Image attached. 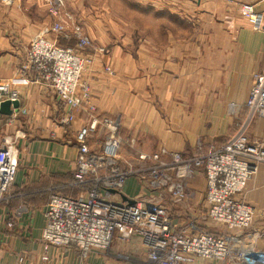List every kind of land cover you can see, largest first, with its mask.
I'll return each mask as SVG.
<instances>
[{
	"label": "crops",
	"instance_id": "obj_1",
	"mask_svg": "<svg viewBox=\"0 0 264 264\" xmlns=\"http://www.w3.org/2000/svg\"><path fill=\"white\" fill-rule=\"evenodd\" d=\"M62 1L63 8L78 24H91L87 32L96 28L101 33L89 36L97 46L106 47V54L85 53L91 62L84 70L83 79L90 83L91 101L96 108L94 114L120 117L123 136L137 143L135 147L127 146L136 151L135 156L138 151L150 150L151 144L157 146L156 150L164 148L183 155L191 153L187 150L200 140L204 145L221 146L232 121L239 122L245 117L244 103L252 76L264 62V0H231L229 5L217 0H141V6L147 5L152 12L182 16L189 25L190 18L193 20L200 9L202 16L209 17L213 13L216 20L211 29L208 25L204 30L202 25V30H198H204L202 37L209 34L203 41L190 38L194 31V25H190L187 37L179 38L171 33L164 42L157 39L152 43H134L133 48L137 50L132 53L129 50L131 41H112L111 29L104 24L102 15L87 12L81 0ZM211 3L216 6L213 10ZM241 3L254 4L256 10L262 12L260 30H252L251 23L240 14ZM54 19L47 0H15L10 5L0 2L1 82L11 79L21 61L23 48ZM47 37L60 43L52 34ZM104 65L112 67V76L103 72ZM152 93L157 95L154 100L160 102L159 106L156 102L157 106L152 105L146 98ZM19 102L12 129L19 126L25 135L18 142L19 166L10 188L11 199L0 207L2 222L14 217L17 225L14 229L0 225V264H41L44 247L40 235L49 194L75 195L79 190L68 185L77 157L75 134L85 124L87 114L78 110L67 130L58 119L56 92L43 84L22 88ZM5 120L6 117L2 119ZM127 129L134 131H125ZM249 134L264 135V117L252 121ZM140 140L145 144L140 145ZM132 158L125 159L132 163ZM120 166L126 167V164L120 163ZM135 180L139 183L137 177L128 178L124 188L130 198L141 191ZM204 192V176L196 170L180 197L171 199L164 194L167 202L163 204L167 211L171 209L167 206L168 200L174 207L171 221L176 228L188 229L190 224L198 222V214L206 208ZM241 196L253 208V224L238 236L241 242L232 250L235 256L247 247L264 250V163L258 165ZM178 223L187 224L183 227ZM47 253L46 264H145L144 252L128 247L114 246L105 251L92 249L82 257L73 245L49 246ZM22 254L25 258L19 262L18 256ZM194 264L240 262L236 257L230 263L195 258Z\"/></svg>",
	"mask_w": 264,
	"mask_h": 264
},
{
	"label": "built area",
	"instance_id": "obj_2",
	"mask_svg": "<svg viewBox=\"0 0 264 264\" xmlns=\"http://www.w3.org/2000/svg\"><path fill=\"white\" fill-rule=\"evenodd\" d=\"M14 1L0 0L7 5ZM47 2L49 13L57 16L56 1ZM241 14L254 31L260 30L261 12L244 4ZM48 34L56 39H69L62 20L56 19L31 38L11 79L6 83L0 81V103L19 99L20 90L30 84H43L58 96L61 124L71 125L78 110L89 117L75 134L77 157L68 185L79 190L75 195L50 193L43 209L40 242L44 252L40 263H47L49 246L73 245L85 257L92 249L105 251L115 242L136 241L145 254V264H194L195 258L230 263L235 257L240 264H264V250L254 246L240 250L236 256L232 254L241 242L238 236L253 222V208L240 194L258 165L264 163V136L249 135L252 121L264 117V63L252 77L244 103L247 111L244 119L221 146L210 144L206 151L189 156L164 148L150 153L138 151L134 167H122L118 163L120 143L134 147L135 140L119 136V121H99L93 114L95 107L89 87L81 81L80 51L90 43L89 39L80 34L78 26H74V46H61ZM16 111L12 109L8 116L0 114V207L11 199L10 188L19 166L18 142L24 135L19 130L3 131L15 124ZM98 129L103 131L102 136L91 147ZM198 167L205 177L207 208L202 220L217 224L223 231L200 229L194 223L188 229L176 228L161 205L164 194L172 198L183 194ZM130 177H137L138 188L155 194L143 192L128 197L124 188ZM231 182L237 184L231 187ZM0 225L14 229L17 224L14 217L3 222L0 217ZM24 258V254L19 255L18 261Z\"/></svg>",
	"mask_w": 264,
	"mask_h": 264
},
{
	"label": "rangeland",
	"instance_id": "obj_3",
	"mask_svg": "<svg viewBox=\"0 0 264 264\" xmlns=\"http://www.w3.org/2000/svg\"><path fill=\"white\" fill-rule=\"evenodd\" d=\"M55 1H56L57 6H58V14H57V16H55L54 20H56V19L62 20L63 26L65 28V32L69 35V39H61V38L56 39V40H58V42H60L59 44L61 46H66V45L74 46L75 45L76 40L74 39V26L80 27V34L87 37L90 41V43L88 45H86L85 47H83V50L80 51L81 52L80 55L83 58L81 81L87 83V85L89 87V92H90V85H89L90 83L86 82L83 79L84 70L89 65L88 62L89 63L91 62L90 58L85 56V53L93 54V53L99 51V53H102L103 55L106 54V51H107L106 47L105 46L104 47L97 46L94 39L89 36L90 33H94L95 35H99V36L101 35V33L97 32L96 28L93 29V32L91 31V29L88 30V32H89L88 33L86 29H87V27H88V29L91 28V24H88L89 26L78 24L77 21H75L74 17L68 11H66L63 8V1L62 0H55ZM139 1H141V0H138V1L137 0H81L80 3L84 6V8L87 12L91 11V12L97 13L100 16L102 15V19L104 20V21L103 20L102 21L104 22L105 25L109 26V27H107L108 29H111L110 33H112V35H111L112 37H110V38L113 39L112 41H122L123 39H125V40L127 39V41H131V47L129 49L131 53L136 52V50H137V48H133L134 43L144 42V41H148V42L152 43L157 39L160 40L161 42H164L168 38V35H170L171 33H173L176 37H179V38L187 37L190 34L189 30H190L192 25H194V26H192V27H194V31H193V33L191 32L192 37H190V38H192L193 41L198 40V39H199V41H203V39H207L208 35H209V34H207L206 37H202V35L204 34V30L207 29L208 25H210V29H211L212 22L214 20H216V16L213 13L210 14L209 17H206L204 15L202 16L201 13H203L202 12L203 10L200 9V10H197V13H195L193 20H191L192 17L190 18V22H189L191 25L190 26L189 24H186V22H185L186 18H182V16L170 17L169 14L154 13L150 9V7H148L147 5L141 6V3ZM217 1H222L226 5H229V3L232 2L231 0H217ZM244 4H250V3H241L240 4V6H239L240 14H241V6ZM250 5L253 6L254 11H258V10H256L254 4H250ZM211 6H212L211 7L212 10H213V7H216L213 3H211ZM218 6H219V4L217 5V7ZM226 9H228V8H226ZM237 11H238V9H237ZM202 25H203V27H205V29L203 31H198V30H202ZM261 27H262V23H261ZM210 38L211 37L209 36V39ZM28 45H27V47H28ZM27 47L23 48V51L21 54V59L24 57L25 49ZM262 66H263V64H262ZM261 67H260V69H261ZM102 70L108 76L109 75L112 76L114 74V71L110 65H104L102 67ZM152 82H154V81H152ZM159 82L160 81H158V83ZM3 83H6V82L4 81ZM132 87H135V86H132ZM136 87H137V85H136ZM146 98L148 100L152 101V103H151L152 105H156L155 102L157 103L158 106L160 105V102H158L157 100L156 101L154 100L157 98V95H153V93H152L151 95L147 96ZM17 100L19 101V99H17ZM94 109H96V108H94ZM97 117H98L99 121H102L104 119H110L112 121H119V123L121 121L120 117L117 118L115 116L112 117V116L101 115L100 117L99 116H97ZM88 118L89 117L87 115L86 122L88 121ZM58 119H59V116H58ZM243 119H244V117H243ZM242 120H240L238 122L237 119L236 120L234 119L232 121V124L230 126V130L228 131L229 136L236 130L238 124H240V122H242ZM61 125H63V124H61ZM63 126L68 130V126H66V125H63ZM12 127L13 126L4 127L5 129H3V128L2 129L5 133H14L15 131L19 130L23 133V135H25V132L21 127L17 126L14 129H12ZM250 127H251V125H250ZM122 129H123L122 124H120V128L118 131L120 132V134L122 136L119 133L118 134L122 138H125L122 134L124 131ZM125 131L132 132L134 130H131V129L128 130L127 129ZM102 133H103V131L101 129H98L96 131V133H94V138L92 139L93 141H91V147H95L94 146L95 140L100 139V137L102 136ZM228 135L227 136L224 135V137L226 136L228 138L229 137ZM251 136L256 138L255 135H250V137ZM127 137H129V136H127ZM227 138H226V140H227ZM74 142H75V139H74ZM140 143H142V140H140ZM120 144H122V145L119 146V150H118V163L119 164L120 163L126 164V167H128V166L134 167V166H132V163L135 162V159H137V155L135 156L136 151H131V149L127 148V146H129V145H127L128 143L122 142ZM136 144L137 143L135 141L134 147L136 146ZM143 144H145V143H142L140 145H143ZM198 144H202L201 149L198 148ZM151 146H152V148L150 150L147 149L148 153L154 152V150L157 151L155 149L157 147L156 145L151 144ZM207 148H208L207 145H204L203 142H201V140H200L196 143V145H194V147L187 150L188 152L192 151L191 153L187 154V156L193 154L194 152H198L201 150L206 151ZM142 150H144V149H142ZM145 151L146 150H144V152ZM130 156H133V158L131 159L133 161H132V163L129 162L130 163L129 164L125 158L130 157ZM196 170H199V172H201L204 176L203 171H201V169H199V167ZM132 178H134V177H132ZM251 179H252V177L249 179V181ZM204 180H205V177H204ZM136 182H137V180H135V183ZM143 192H145V194H147V195L155 194V192L147 190L145 188L144 189L142 188L138 194L143 193ZM51 193H56V192H51ZM138 194H136V195H138ZM168 196L172 199V197L170 195H168ZM237 196H239V195H237ZM204 197H205V192H204ZM164 201L167 202V199L161 200V205H163V206H165L163 204ZM170 204H171V202L168 200V203H167L168 208L170 207L171 209H174V207H171ZM246 204H248V203H246ZM206 208L201 209L200 213L198 214L199 215L198 220H197L198 222H195L196 224L194 223V225L198 226L200 229H205V230H209V231H213V230L223 231V229L221 227H219L217 224H214L210 221H207L206 219L202 220V217L206 213ZM171 209L168 211L170 218H172L171 215H173ZM186 224L187 223H185V224L178 223V226L184 227ZM252 224H253V222H252ZM246 229L247 228H245L243 231H245ZM114 246L125 247V248L128 247V248H131L133 250L137 249L139 252H141V249H142L141 246L136 241L115 242L112 245V247H114ZM139 247L141 249H139Z\"/></svg>",
	"mask_w": 264,
	"mask_h": 264
},
{
	"label": "water",
	"instance_id": "obj_4",
	"mask_svg": "<svg viewBox=\"0 0 264 264\" xmlns=\"http://www.w3.org/2000/svg\"><path fill=\"white\" fill-rule=\"evenodd\" d=\"M20 102L18 100H4L0 103V114L8 116L12 113V109L17 110L19 108ZM131 202V201H128Z\"/></svg>",
	"mask_w": 264,
	"mask_h": 264
},
{
	"label": "bare ground",
	"instance_id": "obj_5",
	"mask_svg": "<svg viewBox=\"0 0 264 264\" xmlns=\"http://www.w3.org/2000/svg\"><path fill=\"white\" fill-rule=\"evenodd\" d=\"M237 184V182H231V187H234Z\"/></svg>",
	"mask_w": 264,
	"mask_h": 264
},
{
	"label": "trees",
	"instance_id": "obj_6",
	"mask_svg": "<svg viewBox=\"0 0 264 264\" xmlns=\"http://www.w3.org/2000/svg\"><path fill=\"white\" fill-rule=\"evenodd\" d=\"M57 193V192H56ZM61 194V193H60Z\"/></svg>",
	"mask_w": 264,
	"mask_h": 264
}]
</instances>
